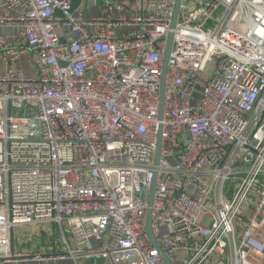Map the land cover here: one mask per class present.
<instances>
[{
    "label": "built area",
    "instance_id": "2783aa9c",
    "mask_svg": "<svg viewBox=\"0 0 264 264\" xmlns=\"http://www.w3.org/2000/svg\"><path fill=\"white\" fill-rule=\"evenodd\" d=\"M85 1L0 0V264L27 225L53 232L40 264H166L156 171L173 264H264V0L182 1L159 164L176 0Z\"/></svg>",
    "mask_w": 264,
    "mask_h": 264
},
{
    "label": "water",
    "instance_id": "95a60500",
    "mask_svg": "<svg viewBox=\"0 0 264 264\" xmlns=\"http://www.w3.org/2000/svg\"><path fill=\"white\" fill-rule=\"evenodd\" d=\"M183 0H176L174 11H173V19L170 28V32L167 39V46L164 54L163 59V69H162V82H161V97H160V104H159V119L161 121L159 125L158 131V139H157V150H156V164H159L160 156H161V148H162V130H163V123L162 120L165 114V96H166V82H167V72H168V63L170 59V53L172 50L173 40L175 31L177 28V23L179 20L181 6ZM157 177L158 172L156 171L154 174L153 183L150 190V197L148 203V210H147V218H146V233L152 244L159 249L160 254L162 255L166 264H173L166 252L161 248L159 242L157 241L154 232H153V206L154 200L156 195L157 189Z\"/></svg>",
    "mask_w": 264,
    "mask_h": 264
},
{
    "label": "rangeland",
    "instance_id": "374dc122",
    "mask_svg": "<svg viewBox=\"0 0 264 264\" xmlns=\"http://www.w3.org/2000/svg\"><path fill=\"white\" fill-rule=\"evenodd\" d=\"M84 7L86 8L85 14L86 16H91L95 14H99L101 11L102 7V2L100 0H90V1H85L82 3ZM27 56H23L21 61H20V67L23 68L25 71L30 72L31 69L26 61ZM39 229H35L34 227L28 225L26 227H22L17 229V233L15 234V240L18 243H30L35 241L38 245L39 248L37 250L40 251V254H46V253H53V243L50 242L49 239H53V232L49 228L50 226H42L38 225L37 226ZM55 240H56V245L59 246L57 250H61V243L59 240V235L56 232L55 233ZM44 244V245H43ZM8 246H10V240H8ZM46 252V253H45ZM92 261L96 264H104L105 259L101 257H95L92 259Z\"/></svg>",
    "mask_w": 264,
    "mask_h": 264
},
{
    "label": "crops",
    "instance_id": "0c3cea01",
    "mask_svg": "<svg viewBox=\"0 0 264 264\" xmlns=\"http://www.w3.org/2000/svg\"><path fill=\"white\" fill-rule=\"evenodd\" d=\"M77 3H78V1H77ZM11 32H12L11 28H8L5 26H0V35L10 34ZM19 65H20V62L18 63V67L20 69H23ZM30 226L34 227L36 230L39 229L37 227V225H30ZM22 227H26V226H22ZM19 228H21V227H17L13 230L12 237H11V248L10 249L15 254V256L19 257V259L14 261L12 264H40V262L32 259V256L34 254L40 253V251L37 250V248H39V245L35 241L23 244L22 242L18 243L15 240V236H16L15 234L18 232L17 229H19ZM54 251H55V248L53 247L52 252H54ZM0 254H2V249H0ZM49 254H51V253H46L45 255H49ZM52 264H73V262L71 260L70 261L53 260ZM82 264H87V263H82Z\"/></svg>",
    "mask_w": 264,
    "mask_h": 264
},
{
    "label": "bare ground",
    "instance_id": "6f19581e",
    "mask_svg": "<svg viewBox=\"0 0 264 264\" xmlns=\"http://www.w3.org/2000/svg\"><path fill=\"white\" fill-rule=\"evenodd\" d=\"M9 235L8 232H3L2 233V243H6L7 242V236Z\"/></svg>",
    "mask_w": 264,
    "mask_h": 264
}]
</instances>
